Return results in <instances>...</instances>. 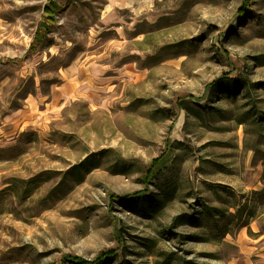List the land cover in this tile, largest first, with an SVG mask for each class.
<instances>
[{
    "label": "rangeland",
    "instance_id": "rangeland-1",
    "mask_svg": "<svg viewBox=\"0 0 264 264\" xmlns=\"http://www.w3.org/2000/svg\"><path fill=\"white\" fill-rule=\"evenodd\" d=\"M264 0H0V264H264Z\"/></svg>",
    "mask_w": 264,
    "mask_h": 264
},
{
    "label": "trees",
    "instance_id": "trees-1",
    "mask_svg": "<svg viewBox=\"0 0 264 264\" xmlns=\"http://www.w3.org/2000/svg\"><path fill=\"white\" fill-rule=\"evenodd\" d=\"M245 88H257L264 90V81L251 83L242 77H234L230 78L229 76H222L216 80H214L211 85L210 89L215 90L220 96L228 97L230 95H237L242 89ZM114 258L113 256L103 257L101 259H97L92 262L84 261L79 258L73 257L68 261L71 264H104L108 260Z\"/></svg>",
    "mask_w": 264,
    "mask_h": 264
}]
</instances>
